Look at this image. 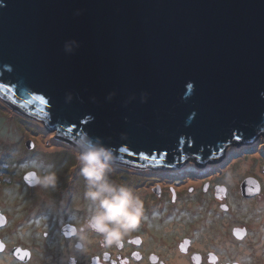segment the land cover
Wrapping results in <instances>:
<instances>
[{"label":"water","instance_id":"obj_1","mask_svg":"<svg viewBox=\"0 0 264 264\" xmlns=\"http://www.w3.org/2000/svg\"><path fill=\"white\" fill-rule=\"evenodd\" d=\"M0 97L59 141L103 137L136 168L222 160L264 133V0H0ZM240 188L262 192L253 177Z\"/></svg>","mask_w":264,"mask_h":264},{"label":"flooded vegetation","instance_id":"obj_2","mask_svg":"<svg viewBox=\"0 0 264 264\" xmlns=\"http://www.w3.org/2000/svg\"><path fill=\"white\" fill-rule=\"evenodd\" d=\"M28 161L19 160L18 164L0 159V264H63V258L71 254L72 217L78 214L77 207L82 215L86 204L83 191L77 190L76 184L68 192L59 188L62 180L54 192L30 186L24 178L30 169L13 170ZM221 161L200 164L189 158L180 166H146L141 175L166 177L147 179L150 183L140 181L136 194L144 202L147 219L118 245L104 248L92 243L87 255L77 257V264H224L216 228L220 223H210L202 200L223 184L210 175L197 179L199 183H188L195 170L221 165ZM51 164L59 169L56 161ZM12 184L16 187L11 188Z\"/></svg>","mask_w":264,"mask_h":264},{"label":"rangeland","instance_id":"obj_3","mask_svg":"<svg viewBox=\"0 0 264 264\" xmlns=\"http://www.w3.org/2000/svg\"><path fill=\"white\" fill-rule=\"evenodd\" d=\"M56 136L55 132H47L42 121L20 112L0 97V159L2 157L8 162L15 161L18 164L19 160L34 158L48 164L56 161L59 165V180L63 184L59 188H66L68 192L76 184L77 190L84 191V180L79 176V164L73 145H60ZM28 141H33L32 149L27 147ZM14 157L16 160H11ZM22 166L13 167V170ZM26 170L28 169L23 168L22 172ZM194 172V179L188 180V183H199L197 179L210 175L213 180L223 184L221 187L228 189L226 195H217L216 190L209 197L202 196L210 223L218 220L221 224H216V228L221 239V260L224 264H264V133L251 144L230 145L221 165ZM141 173L142 169L117 161L110 178L117 184L130 186L135 193L141 187L140 181L166 178L162 174L147 178ZM248 177L256 178L262 186L261 194L254 199L245 198L241 194L240 185ZM146 183H150V180ZM14 187L16 186L12 184L11 188ZM216 196L221 200H216ZM199 201L196 200L195 203L198 204ZM222 205L228 206V210H223ZM235 228H246L247 236L238 240L233 235Z\"/></svg>","mask_w":264,"mask_h":264},{"label":"clouds","instance_id":"obj_4","mask_svg":"<svg viewBox=\"0 0 264 264\" xmlns=\"http://www.w3.org/2000/svg\"><path fill=\"white\" fill-rule=\"evenodd\" d=\"M75 15H81V11L77 10ZM79 47L80 42L77 40L66 41L64 51L73 54ZM114 95V92L110 93L107 99L111 100ZM71 100L72 95L68 94L66 102ZM142 102H146L144 94ZM73 150L79 164V176L84 180L83 200L86 204L82 215L80 207H77L78 214L72 217L70 228L73 239L69 244L71 254L63 258V264H77V257L87 255L89 245L94 242L104 248L118 245L123 237L137 230L141 221L147 219L144 202L133 188L117 184L110 178L115 171L118 156L103 137L82 133L74 138ZM22 167L31 170L28 174L34 178V184L30 186L46 191L57 190L59 176L55 165L34 158ZM94 236L99 238L98 241H94Z\"/></svg>","mask_w":264,"mask_h":264},{"label":"snow or ice","instance_id":"obj_5","mask_svg":"<svg viewBox=\"0 0 264 264\" xmlns=\"http://www.w3.org/2000/svg\"><path fill=\"white\" fill-rule=\"evenodd\" d=\"M191 86L189 85V88H190ZM35 99H37V100H40V101H42V102H44V103H47V101H45L44 100V97H42V96H37V97H35ZM125 151H127V149H124Z\"/></svg>","mask_w":264,"mask_h":264},{"label":"bare ground","instance_id":"obj_6","mask_svg":"<svg viewBox=\"0 0 264 264\" xmlns=\"http://www.w3.org/2000/svg\"><path fill=\"white\" fill-rule=\"evenodd\" d=\"M41 139H43V138H41ZM41 141H42V140H41ZM226 150H227V149H225V151H224V155H226ZM142 169H144V168H142ZM254 198H256V197H253V198H251V199H254ZM237 202H239V201H237ZM221 249H222V248H221ZM226 251H227V249H226ZM226 251H225V252H226ZM223 252H224V251H223ZM228 254H230V253H228ZM225 255H227V254L225 253Z\"/></svg>","mask_w":264,"mask_h":264}]
</instances>
